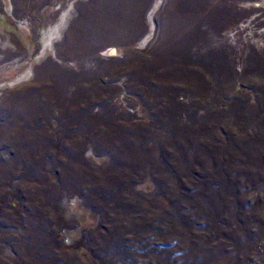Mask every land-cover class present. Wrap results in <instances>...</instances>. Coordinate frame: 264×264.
Instances as JSON below:
<instances>
[{"label":"rangeland","instance_id":"374dc122","mask_svg":"<svg viewBox=\"0 0 264 264\" xmlns=\"http://www.w3.org/2000/svg\"><path fill=\"white\" fill-rule=\"evenodd\" d=\"M0 264H264V0H0Z\"/></svg>","mask_w":264,"mask_h":264}]
</instances>
